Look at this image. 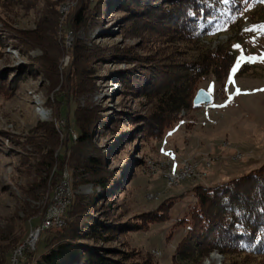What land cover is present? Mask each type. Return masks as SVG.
<instances>
[{
    "label": "rangeland",
    "instance_id": "obj_1",
    "mask_svg": "<svg viewBox=\"0 0 264 264\" xmlns=\"http://www.w3.org/2000/svg\"><path fill=\"white\" fill-rule=\"evenodd\" d=\"M97 1L0 0V83L7 86L0 87V264H21L25 251L42 254L69 205L82 197L90 211L80 220L81 233L97 221L114 224L99 240L89 232L83 244L127 264L147 257L157 264H247L244 254L219 250L184 261L178 245L197 203L195 186L221 185L264 164V17L249 13L244 33H212L193 45L173 31L156 36L120 9L105 10L99 25ZM226 43L238 53L239 69L249 66L224 87L210 74L195 90L196 96L206 89L226 109L216 115L182 109L162 138L147 137L142 126L160 116L163 88L136 92L117 74L138 63L182 73ZM88 157L98 159L96 167ZM170 158L181 164L177 177L169 174ZM103 177L110 182L104 191ZM62 191L67 205L51 212L48 226ZM171 198V219L147 223Z\"/></svg>",
    "mask_w": 264,
    "mask_h": 264
},
{
    "label": "trees",
    "instance_id": "obj_2",
    "mask_svg": "<svg viewBox=\"0 0 264 264\" xmlns=\"http://www.w3.org/2000/svg\"><path fill=\"white\" fill-rule=\"evenodd\" d=\"M113 9L124 11V18L134 23L140 20L143 26L155 30L158 33L156 36L173 31V35L197 45L202 36L212 33H244L243 25L247 14L255 17L261 13L264 17V0H98L94 8V13L98 16L97 24L100 25L106 12ZM200 25L202 28L205 26L204 29ZM126 56L131 62H138L132 55L125 54ZM237 59L236 50L230 43H226L215 52H205L197 63L185 66L182 73L160 63L151 67L138 63L132 69L117 75L122 83H129L136 92L163 88L157 106L160 116L145 118L146 122L142 126L147 137L162 138L166 129L182 119V109L196 107L193 99L196 86L202 78L213 74L215 80L224 87L232 74L239 76L249 66L244 64L233 73ZM17 73L13 83L18 78ZM4 76L5 73L0 74V81L5 79ZM171 78L173 84L169 83ZM0 87L7 88L4 83H0ZM1 92L5 94L4 89ZM87 139L89 136L83 135L82 143ZM98 162L97 158L88 157L91 167H96ZM99 181L101 190L108 189V178L103 177ZM192 190L197 203L191 212L187 234L178 245L179 256L184 261H189L193 257L203 258L211 251L219 250L228 257L232 254H244V262L247 264L255 258L260 260L259 264H264V164L221 185L207 187L200 184ZM85 198H81L83 203L77 200L75 204L69 205L64 214L65 224L53 230L55 234L48 236L44 245L46 250L40 255L35 250L23 252L21 264H127L125 258L115 259L106 250L81 241L89 232L92 238L99 240L103 237L100 231L114 226L110 222L97 221L95 225H86L87 229H83L81 233L79 226L84 221L80 220L88 217L90 211L85 204L88 199ZM91 200L89 198L88 203ZM173 204L172 198L166 201L151 219H146L147 223L170 220ZM186 221L183 219L178 224ZM145 227L147 226L143 228ZM136 264L157 263L147 257L145 261Z\"/></svg>",
    "mask_w": 264,
    "mask_h": 264
},
{
    "label": "built area",
    "instance_id": "obj_3",
    "mask_svg": "<svg viewBox=\"0 0 264 264\" xmlns=\"http://www.w3.org/2000/svg\"><path fill=\"white\" fill-rule=\"evenodd\" d=\"M200 109H202V111H204V112L210 113L212 115H216L217 113L220 112V110H225L226 108L224 106H221V105H218V104H211V102H208V103H203L200 106ZM168 162L170 163L169 174L172 177H177L180 174V167H181L180 165L181 164L180 163L176 164V162L172 158L168 159ZM65 196H66V193H64L62 191L60 194H57V196L55 197L56 199H54V204L50 208L49 224L51 223V220H50L51 219V211L57 206L67 205L66 202H65L67 196L66 197ZM61 209L63 210L64 208L61 207ZM52 215H57V213H54ZM159 252L160 251H158V253Z\"/></svg>",
    "mask_w": 264,
    "mask_h": 264
},
{
    "label": "water",
    "instance_id": "obj_4",
    "mask_svg": "<svg viewBox=\"0 0 264 264\" xmlns=\"http://www.w3.org/2000/svg\"><path fill=\"white\" fill-rule=\"evenodd\" d=\"M212 99V94L206 89H200L196 96L194 97L193 104L194 106H200L203 103H208Z\"/></svg>",
    "mask_w": 264,
    "mask_h": 264
},
{
    "label": "snow or ice",
    "instance_id": "obj_5",
    "mask_svg": "<svg viewBox=\"0 0 264 264\" xmlns=\"http://www.w3.org/2000/svg\"><path fill=\"white\" fill-rule=\"evenodd\" d=\"M236 47H239V45H236ZM244 59H246V60H253V59H257V58H254V57H245ZM259 59H264V57H260ZM239 67H240V64L238 63L236 65V67L233 69V72L238 71L239 70ZM232 82L235 83V81H232ZM239 92H240V89L237 88L236 89V94H239Z\"/></svg>",
    "mask_w": 264,
    "mask_h": 264
},
{
    "label": "bare ground",
    "instance_id": "obj_6",
    "mask_svg": "<svg viewBox=\"0 0 264 264\" xmlns=\"http://www.w3.org/2000/svg\"><path fill=\"white\" fill-rule=\"evenodd\" d=\"M213 102H214V101H211V104H214V103H215V102H214V103H213ZM206 113H207V112H206ZM207 114H208V113H207ZM64 206H66V205H64ZM61 207H62V206H60V207L57 206V207H55L51 212L55 213V211L57 212L58 209H60ZM63 208H64V207H63ZM61 210H62V209H61ZM62 211H64V209H63ZM50 220H51V223H50L48 226L52 225V223H53V222H52L53 219L51 218Z\"/></svg>",
    "mask_w": 264,
    "mask_h": 264
},
{
    "label": "crops",
    "instance_id": "obj_7",
    "mask_svg": "<svg viewBox=\"0 0 264 264\" xmlns=\"http://www.w3.org/2000/svg\"><path fill=\"white\" fill-rule=\"evenodd\" d=\"M218 183H222V181H218V182H216V183H212V184H209V185H207V186H213V185H216V184H218Z\"/></svg>",
    "mask_w": 264,
    "mask_h": 264
}]
</instances>
